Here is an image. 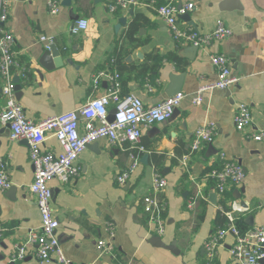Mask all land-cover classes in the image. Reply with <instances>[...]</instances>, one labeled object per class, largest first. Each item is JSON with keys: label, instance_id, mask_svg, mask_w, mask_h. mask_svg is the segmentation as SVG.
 Returning a JSON list of instances; mask_svg holds the SVG:
<instances>
[{"label": "crops", "instance_id": "crops-1", "mask_svg": "<svg viewBox=\"0 0 264 264\" xmlns=\"http://www.w3.org/2000/svg\"><path fill=\"white\" fill-rule=\"evenodd\" d=\"M114 1L72 0L69 6L62 4L58 14H52L48 0H12L5 24L15 37L14 50L25 67L19 100L33 120L80 109L112 87L109 75L113 73H119L123 95L133 92L150 106L169 96L172 74H185L181 92L187 96L174 116L143 129V148L100 138L79 156L75 179L50 180L52 207L60 221L56 231L59 246L74 264H207L204 244L227 223H219L222 199L217 198L216 203L210 200L215 184L210 187L208 178L213 168L221 166L222 154L240 162L246 172L243 184L229 186L227 204L239 199L249 206V212L242 216L246 230L264 225V142L250 137L253 131L264 129V0H147L111 11L109 5ZM168 2L194 3L189 11L194 24L179 17L182 28L210 33L218 20H223L233 33L198 51L186 52L191 44L176 41L156 12L157 6ZM130 9H134L132 14ZM122 17H126V24L117 28ZM81 19H87L88 26L74 33L72 28ZM130 26L135 30L127 37ZM43 35L54 38L63 56L61 66L48 69L41 64ZM212 54H225L239 79L228 89L205 92L203 101L196 104L192 96L199 87L218 79ZM154 56L162 57V61L156 63ZM100 71L108 75L95 84ZM147 82L154 90H148ZM241 101L252 111V123L245 131H239L234 120ZM3 105L2 98L0 111ZM80 118L83 131L85 119ZM211 121L217 127L214 140L192 153L197 128ZM0 139V158L12 182L10 188L0 190V224L4 227L0 264H58L40 260L36 244L30 241L31 233L41 226V212L30 189L34 179L30 143L13 140L10 129L1 123ZM43 149L62 151L52 133ZM185 155L189 156L187 169L182 164ZM133 157L138 158L139 165L127 183L120 185L118 176L129 168ZM156 173L168 180L161 193L167 200L163 234L149 222L145 211L144 199L152 192ZM197 184H202L208 195L190 206ZM155 236L175 244L178 253L156 245ZM101 239L112 243V253L99 249ZM234 243L235 237L227 235L214 264H238L230 252ZM18 245L26 247V257L12 262Z\"/></svg>", "mask_w": 264, "mask_h": 264}, {"label": "built area", "instance_id": "built-area-1", "mask_svg": "<svg viewBox=\"0 0 264 264\" xmlns=\"http://www.w3.org/2000/svg\"><path fill=\"white\" fill-rule=\"evenodd\" d=\"M11 1L0 0V84L4 99V105L0 111V123L2 126L9 127L13 140L26 139L30 143V158L34 166V179L30 189L36 197L41 212L40 229L31 233L30 241L37 246L38 258L45 262L55 260L58 264H74L65 256L59 246L60 241L56 231L60 221L52 207L53 190L49 185L50 180L58 178L62 182H68L75 179L79 174L76 164L79 156L89 144L100 138H107L112 144L122 145L128 142L132 146L143 148L141 146L143 129L170 119L187 95L179 92L166 97L155 105H146L143 99L133 92L123 95L119 73H113L109 75L113 81L112 87L105 94L89 99L80 109L39 120L28 118L17 96L14 80L16 74L26 75L25 67L21 66L14 50L15 37L5 26L10 17ZM62 1L48 0L49 11L52 14H58ZM146 1L115 0L110 3L109 7L111 11H115L120 7L129 8ZM193 8L194 3L179 7L173 2H168L157 6L156 12L166 21L175 40L179 43L207 46L233 33L232 28L227 26L223 20H218L216 28L210 33H201L192 28H182L179 25L180 15L193 10ZM87 26L88 20L81 19L73 26L72 31L79 33ZM41 40L48 49L54 43V38L46 35L41 36ZM211 61L217 69L218 79L213 83L199 87L192 96L196 104L203 101L205 92L213 89H228L239 79L232 73L230 60L225 54H212ZM107 75V72L100 71L94 78L95 84H98L101 77ZM146 87L150 91L154 90L153 85L149 82L146 83ZM112 109H116V112L114 120L110 121L109 115ZM81 116L85 119L83 131L81 130ZM234 120L239 131H245L251 125L252 111L248 103L241 101L237 104ZM49 133L58 139L62 147L60 153L43 149ZM216 133L217 127L213 121L199 126L192 143V153L198 151L203 143L212 142ZM250 137L256 141L264 142V129L253 131ZM188 159V155L182 158L185 169L188 168ZM138 165V158L133 157L129 168L118 176L120 185L127 183L129 176ZM208 178L215 181L214 192L218 199L223 200L229 186H240L244 183L246 172L240 162L222 154L221 166L213 168L208 173ZM11 185L6 164L0 158V190H6ZM167 185V178L156 173L152 181V192L144 199L148 220L156 226L159 234H163L165 231L164 212L167 209V200L161 196V193ZM206 198L207 195L204 193L202 184H197L190 206L194 205L196 200ZM249 210V206L240 202L239 199H234L229 203V208L225 210L226 225L213 232L204 244L208 256L207 264H214L218 248L227 235L235 237V243L230 252L238 264H264L262 261L264 259V225L243 231L238 224L242 216ZM3 233L4 227L0 224V238ZM98 247L106 253H112L114 249L111 242L103 239L99 240ZM25 257L26 247L18 245L11 261L16 262Z\"/></svg>", "mask_w": 264, "mask_h": 264}, {"label": "water", "instance_id": "water-1", "mask_svg": "<svg viewBox=\"0 0 264 264\" xmlns=\"http://www.w3.org/2000/svg\"><path fill=\"white\" fill-rule=\"evenodd\" d=\"M71 1L72 0H63L62 4L65 6H69L71 4ZM181 6H182V3L179 5V7H181ZM133 12H134V9H130V13L132 14ZM180 18L187 19L191 22V24H194V22L191 21L189 12L181 14ZM123 24H126V17L120 18V22L117 24L116 27L120 28ZM199 48H200V46L195 45V44H191L190 46L185 48V51L186 52H190V51L194 52V51H198ZM188 56L192 57L191 55H188ZM40 62H41V64H43L48 69H53L57 66H61L64 63L63 56L61 55L60 50H59L58 46L56 45V43H53L49 49L46 47L44 48V51L42 52V54L40 56ZM184 76H185V74H183V73L182 74H175L174 73L170 76L171 85H170V88L167 90V94L169 96L175 95V94L181 92L182 82H183ZM14 80L16 82L17 93L19 94L18 98L20 99V95H21L20 93L22 91V85L20 83V75L16 74L14 77ZM1 99H2V86L0 84V101H1ZM115 112H116V109H112L110 111V115H109L110 121L114 120ZM176 113H177V109H175L172 116H174ZM5 128H9V127H5ZM1 144H2V140L0 139V145ZM147 157L148 156L146 155L143 158L144 162L146 161ZM210 200L214 203L217 202V194L215 192L210 194ZM252 217H253L252 215L249 216L250 219H252ZM153 240L155 241L156 245L166 247V248L170 249L172 252L178 253V249H177L176 245L175 244L169 245V244L164 243L161 236H155L153 238Z\"/></svg>", "mask_w": 264, "mask_h": 264}, {"label": "trees", "instance_id": "trees-1", "mask_svg": "<svg viewBox=\"0 0 264 264\" xmlns=\"http://www.w3.org/2000/svg\"><path fill=\"white\" fill-rule=\"evenodd\" d=\"M134 30H135L134 27L130 26V28L127 30V37H132L133 33H134ZM154 58H155V62L156 63H160L162 61V57H160V56H154ZM113 59H115V62H116L117 58L115 57ZM214 184H215V181L213 179L212 180L209 179V186L211 187ZM207 195H208V193H207ZM227 198L228 197H226L225 199L221 200V202H220L221 205L223 206L222 208H220V216L218 218L220 225H224L227 222V216L225 215V210L229 208V205L227 204ZM238 224H239L240 228L243 231L246 230L247 226H246L245 221H244L243 218H241V220L239 221Z\"/></svg>", "mask_w": 264, "mask_h": 264}]
</instances>
